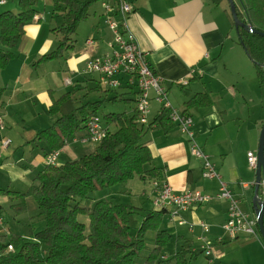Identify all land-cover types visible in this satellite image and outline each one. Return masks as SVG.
Instances as JSON below:
<instances>
[{
    "label": "crops",
    "instance_id": "crops-1",
    "mask_svg": "<svg viewBox=\"0 0 264 264\" xmlns=\"http://www.w3.org/2000/svg\"><path fill=\"white\" fill-rule=\"evenodd\" d=\"M126 1L132 7L126 26L163 79L170 105L182 112L184 103L193 95L209 96L207 105L186 110L193 121V140L208 155L240 210L254 218L255 169L248 165L247 153L256 155L257 151L264 122V83L259 84L253 60L236 39L228 0ZM9 4L11 11H17V0H4L0 13ZM51 5V0H39L33 21L25 26L12 58L0 70V116L4 122L0 131V167L11 169L13 163L1 160L16 157L14 149L20 148L17 161L26 163L25 169L18 170L23 179L37 173L46 163L45 153L49 150L37 134L56 119L49 112L50 92L55 98L69 91L78 97L76 91L81 89L90 102L108 98L109 93L108 86L98 83L97 73L85 71L89 59L112 51L113 37L104 21L102 1L94 3L87 18L79 23L71 50L57 59L36 63L39 56L56 45L50 29L60 18L51 16ZM113 19L120 20L116 14ZM159 109V103L151 100L148 120ZM172 124L164 129L153 125L147 134L154 166L161 168L160 179L173 191L215 193L218 180L202 177L201 159L191 153L190 141L178 125ZM86 135L87 131L81 130L71 136L56 159L75 158L76 144L87 143L80 142ZM3 137L10 139L5 148L1 145ZM258 193L263 196V186ZM227 204L224 199H213L174 215L172 206L165 207L166 224L162 227L168 232L175 230L178 237L174 254L187 241L194 258L203 253L198 238L204 237L207 243L209 237L213 241L212 246L207 243L211 253H203L207 264H264V244L259 234L232 238L222 228L228 217ZM200 223L206 224L209 231L204 232Z\"/></svg>",
    "mask_w": 264,
    "mask_h": 264
},
{
    "label": "trees",
    "instance_id": "trees-1",
    "mask_svg": "<svg viewBox=\"0 0 264 264\" xmlns=\"http://www.w3.org/2000/svg\"><path fill=\"white\" fill-rule=\"evenodd\" d=\"M51 1V16L60 18L59 23L50 29L56 37V45L39 56L36 63L57 59L71 50L73 35L79 23L89 15L91 6L96 2L114 3L116 0ZM38 2L17 0L16 12L5 10L0 13V70L12 58L25 26L33 21ZM236 2L237 17L246 18L254 29L264 33V0ZM229 16L234 26L230 13ZM236 39L253 60L259 84L264 83V36L238 28ZM119 88L125 91L120 92ZM106 91L110 92L112 88L108 87ZM2 92L0 85V98ZM113 93L109 98L77 104L78 99L71 91L57 98L50 92L49 112L56 119L37 134V139L44 142L48 152L60 149L77 132L87 131V122L93 116L98 117L104 126L105 136L95 143L91 152L64 163L43 166L26 190L5 191L12 202L11 208L18 213L25 209L26 199L32 197L44 227L34 232L28 241L11 232L8 234L10 239L1 234L0 264H164L168 261L162 259V251L171 238L167 229L162 227L165 208L152 205L151 209L139 211L134 206L110 199L95 200L90 207L80 203L96 190L125 183L134 177L149 184L161 181V168L154 166L147 134L153 125L163 129L173 125L167 112L158 111L146 124L139 123L136 86L125 83ZM120 99L133 102L129 113H98L105 101ZM209 102L206 93H197L184 103L182 112ZM79 217L86 218L87 223ZM147 231L154 232V243L148 253L140 257L146 247L144 237ZM8 245L12 250H7ZM193 256L191 244L185 241L172 260L174 264H189Z\"/></svg>",
    "mask_w": 264,
    "mask_h": 264
},
{
    "label": "built area",
    "instance_id": "built-area-1",
    "mask_svg": "<svg viewBox=\"0 0 264 264\" xmlns=\"http://www.w3.org/2000/svg\"><path fill=\"white\" fill-rule=\"evenodd\" d=\"M4 3V0H0ZM104 7V21L112 33V51L108 55L91 58L87 61L85 71L97 73L101 84L110 88H118L123 83L126 85H135L138 94L136 96V108L139 113L138 122L146 124L148 122L149 106L151 100L159 103V111H166L170 121L176 123L180 131L187 136L190 141L191 153L201 159V175L204 179L216 178L218 180V189L215 193H205L200 190L173 191L165 181H154L155 198L152 205L156 208H165L172 206L174 211L188 210L194 206L208 203L213 199H224L227 201L228 217L222 225V228L232 238L240 234L257 235L256 218L249 217L238 207V202L231 194L225 181H223L217 172L214 164L210 161L208 155L203 152L201 147L193 140V121L189 114L180 112L173 108L167 97L166 87L163 85V79L155 72L150 65L146 53L137 45L134 35L126 26L127 15L131 12V4L126 0H116L114 3L102 1ZM114 14L118 15L120 20L113 19ZM88 43H91L88 41ZM118 76V77H116ZM3 119L0 116V130L3 129ZM87 135L81 137L80 142L98 143L105 136V128L98 117H91L86 125ZM10 139L3 137L1 139L2 147H7ZM58 151H52L46 156L47 164H54ZM256 155L253 152L247 153L248 165L256 168ZM260 185L264 186V178H261ZM1 222V220H0ZM204 232L208 226L200 223ZM200 248L206 256L211 253V247L204 241V237L198 238ZM7 250H12L8 245Z\"/></svg>",
    "mask_w": 264,
    "mask_h": 264
},
{
    "label": "rangeland",
    "instance_id": "rangeland-1",
    "mask_svg": "<svg viewBox=\"0 0 264 264\" xmlns=\"http://www.w3.org/2000/svg\"><path fill=\"white\" fill-rule=\"evenodd\" d=\"M233 2L235 5H237L236 0H233ZM227 5H228V2H227ZM2 9L3 11L12 10L10 7V4L3 6ZM245 21L248 22L246 18H245ZM102 23L103 22H101V24ZM93 75L96 76L95 74ZM96 79L98 81L97 77ZM114 89L115 88H112V91L108 93L107 95L108 98L113 96ZM76 92L78 93V97H76L78 98L77 104H81L83 102H87L86 100H89L87 97H85L84 95L85 92L83 90L78 89ZM132 106H133V102L131 101L127 102L124 99L111 101V102L105 101L103 105L100 106L98 113L100 115L108 113V112L125 111L129 113ZM3 128H4V125H3ZM95 145L96 144L93 142H87L82 145L76 144L77 151L74 153L75 158H78L82 156L83 154L91 152L94 149ZM14 150L17 151L16 157H13L11 159L2 158L1 160L2 162L5 160L4 161L5 163L7 162L13 163L14 165L12 164L13 167H11V169H6V168L3 169L0 167V220H1L0 235L1 234L8 235L11 232L16 235H19L23 241H28L34 232H37L44 227V222H43L42 217L38 215L37 205H36L35 200L32 197H28L26 199L25 209L19 213L15 212L10 206L12 202L11 200H9L7 193H5L7 188H9V190L11 191H24L27 188V186L32 183L31 181L33 180L32 176H34L36 173L34 172L32 175H27V178L23 179V175L19 174L20 172L18 170L20 168L25 169L26 163L24 161L22 162L17 161V158L21 154L22 150L20 148H15ZM53 151L59 152V149L53 150ZM50 152H48L46 156ZM46 156H45V160H46ZM69 160L71 159H69L68 157H64L63 159L62 157H60V158L55 159L54 164L64 163ZM46 164L47 163H45V165ZM54 164L52 163L51 165H54ZM153 190H154L153 181L152 183L149 184L148 182L140 181L137 177H134L125 183H120V184H116L108 188L96 190L90 195L89 198L83 199L80 203L83 206L90 207L95 200L110 199L111 201L115 203H121V204H127V205L134 206L139 211H142L143 209L148 210L153 207L152 201L155 198V193ZM176 192H179V191H176ZM79 219L87 223L86 218L79 217ZM162 223L164 227L166 224L165 218ZM169 232L171 234V238L169 242L166 244L165 249L162 251V255H163L162 259H165L164 256L170 259L168 261H165L164 264H174V261L172 260V255L174 254L176 250V246L178 244V240H177L178 237H177V233H175V230H169ZM7 238H9V235ZM153 240H154V232L147 231L144 237V243L146 247L144 250L141 251L140 257L145 256L148 253V250H150V248L153 246V243H154ZM206 241L209 244V246H212L213 241L209 237H206ZM140 257L138 258L139 262L142 261V258ZM189 264H207V258L204 256L202 252H199L197 256L192 258ZM215 264H219V263H215Z\"/></svg>",
    "mask_w": 264,
    "mask_h": 264
},
{
    "label": "water",
    "instance_id": "water-1",
    "mask_svg": "<svg viewBox=\"0 0 264 264\" xmlns=\"http://www.w3.org/2000/svg\"><path fill=\"white\" fill-rule=\"evenodd\" d=\"M230 14L232 16L236 32L238 28H243L249 32L257 33L264 36V33L254 29L249 22L244 19H239L236 14V6L233 0H228ZM256 168H255V180H254V196L253 207L256 218L257 231L262 240H264V225H263V212H264V194L259 196L258 190L260 187L261 178H264V122L260 130L258 146L256 151ZM264 189V186H263Z\"/></svg>",
    "mask_w": 264,
    "mask_h": 264
}]
</instances>
